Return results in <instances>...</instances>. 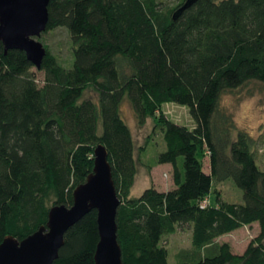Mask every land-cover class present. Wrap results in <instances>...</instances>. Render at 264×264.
I'll return each mask as SVG.
<instances>
[{
  "label": "trees",
  "instance_id": "1",
  "mask_svg": "<svg viewBox=\"0 0 264 264\" xmlns=\"http://www.w3.org/2000/svg\"><path fill=\"white\" fill-rule=\"evenodd\" d=\"M47 8L45 31L69 34V67L46 46L38 84L25 52L0 40V242L23 239L46 225L52 206L71 205L102 145L120 200L123 264H169L162 238L184 225L191 248L176 264H264V169L252 136L220 105L227 90L264 83V0H49ZM125 98L139 125L152 118L161 130L164 148L147 167L170 164L174 187L131 194L137 160ZM166 102L186 105L193 125L166 117ZM227 179L242 202L218 194L211 204L214 184ZM254 222L260 232L242 254L217 240ZM98 240L92 209L66 231L53 264H95Z\"/></svg>",
  "mask_w": 264,
  "mask_h": 264
},
{
  "label": "water",
  "instance_id": "2",
  "mask_svg": "<svg viewBox=\"0 0 264 264\" xmlns=\"http://www.w3.org/2000/svg\"><path fill=\"white\" fill-rule=\"evenodd\" d=\"M48 3L49 0H0V40L5 51H24L38 69L46 55L39 37L47 26ZM72 197L69 206H52L46 225L23 239L6 236L0 242V264H53L66 231L92 209L97 211L99 234L94 263L123 264L116 223L120 200L104 146L95 147L93 169L75 187Z\"/></svg>",
  "mask_w": 264,
  "mask_h": 264
},
{
  "label": "rangeland",
  "instance_id": "3",
  "mask_svg": "<svg viewBox=\"0 0 264 264\" xmlns=\"http://www.w3.org/2000/svg\"><path fill=\"white\" fill-rule=\"evenodd\" d=\"M177 0H165L170 4ZM43 45L49 48L63 63L69 67L71 63V44L69 34L63 27L45 31L39 37ZM38 84H42L43 72L36 66L31 68ZM85 97L95 98L91 91L85 93ZM220 105L233 116L238 129L247 131L255 141V156L259 166L264 169V83L250 80L239 88L227 90L221 95ZM121 116L128 124L135 143V156L137 160L135 181L131 194L140 195L144 189L155 186L164 191L173 185L172 170L165 164H157L151 168L155 154L164 148V140L161 130H153L152 118H148L143 125H139L127 99L122 101ZM163 112L172 121L178 124L192 126L193 121L186 105L175 102L163 104ZM150 137L152 139L150 140ZM143 147V148H142ZM204 170H209L208 159L205 158ZM228 202H242V191L231 179L221 183H215L209 196L211 204H215L216 195ZM260 232V225L254 222L251 225L242 226L232 232L220 236L219 242H228L235 254H242L249 242ZM161 244L167 248L168 263L176 264V256L182 249L191 248V230L188 225L177 228L171 234L162 238Z\"/></svg>",
  "mask_w": 264,
  "mask_h": 264
},
{
  "label": "crops",
  "instance_id": "4",
  "mask_svg": "<svg viewBox=\"0 0 264 264\" xmlns=\"http://www.w3.org/2000/svg\"><path fill=\"white\" fill-rule=\"evenodd\" d=\"M165 166L168 168V169H171L172 170V166L168 163H164ZM161 165V164H160ZM174 187V185L171 186V188ZM170 189V188H169Z\"/></svg>",
  "mask_w": 264,
  "mask_h": 264
}]
</instances>
